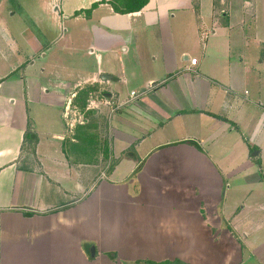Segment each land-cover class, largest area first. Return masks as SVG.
Segmentation results:
<instances>
[{
  "label": "crops",
  "instance_id": "0c3cea01",
  "mask_svg": "<svg viewBox=\"0 0 264 264\" xmlns=\"http://www.w3.org/2000/svg\"><path fill=\"white\" fill-rule=\"evenodd\" d=\"M5 1L0 264H264V0H46L20 27Z\"/></svg>",
  "mask_w": 264,
  "mask_h": 264
},
{
  "label": "rangeland",
  "instance_id": "374dc122",
  "mask_svg": "<svg viewBox=\"0 0 264 264\" xmlns=\"http://www.w3.org/2000/svg\"><path fill=\"white\" fill-rule=\"evenodd\" d=\"M46 4V0H6L5 1V8H9L11 9V11L16 12V17L13 19L17 20L15 23L17 25V27H20V24L18 23V20L21 19V17H23V21L24 24H26L27 22V17L31 16L33 17L34 23H36V18L37 19H41L44 17L43 13L41 14L40 12H44L41 8ZM4 8V9H5ZM41 9V10H40ZM37 16V17H36ZM47 16H49V14H47ZM45 19H46V15H45ZM29 22H27L28 24ZM22 25H24L23 23H21ZM30 27H32L29 24ZM33 28V27H32ZM60 34L64 35V32L62 31V29L60 30ZM238 38H236L237 40ZM237 48H240V46H238ZM253 52L252 51H248V54ZM261 84H264V80L263 77L261 78ZM245 90L250 94L251 96H256V95H260L261 97L264 96V91L263 90H256L255 87V83L253 82L252 78L250 79V81L247 82V86L245 87ZM244 90V91H245ZM255 91H257L255 93ZM241 94H243V91L240 92ZM102 93L100 91H98L97 93H92L90 95V101H94V102H99ZM260 104V103H259ZM264 104V103H263ZM261 110H264V105H259ZM98 106L95 105H91L90 103H88V108L87 110H93V111H98V108H96ZM86 110V107L83 110H79L77 112H71L69 111V114L67 116V119L70 121V125L69 129L73 128V125H76L81 127L83 126V123H86L84 118L86 117L88 120V124L86 126L87 131L89 130V127L92 126L90 129V131H88L87 133L89 135L87 136H83L81 135V133H76L78 132L76 130L75 132V137L79 140V143H81V145H83L84 143H90V147L92 149V151L94 153H97V151L100 150L101 151H107L108 156H107V161H100L101 165L98 168L97 172L98 175H100V173H107V171H109V169H111L113 167V162L116 161L114 159L115 155L113 154V150H114V144H113V139L111 138V136L109 135V125L107 123H105L104 125L101 124L100 126L97 125V129H94L93 123L91 121H93V119H96V114L91 115L90 113H88ZM107 119V118H106ZM251 123V122H249ZM81 125V126H80ZM78 128V127H77ZM88 145V144H87ZM86 145V146H87ZM80 147V146H79ZM95 150V151H94ZM129 150H127L128 152ZM130 151L128 153H120L117 156V160H119L120 158H124V157H130Z\"/></svg>",
  "mask_w": 264,
  "mask_h": 264
},
{
  "label": "trees",
  "instance_id": "16d2710c",
  "mask_svg": "<svg viewBox=\"0 0 264 264\" xmlns=\"http://www.w3.org/2000/svg\"><path fill=\"white\" fill-rule=\"evenodd\" d=\"M148 0H110V5L115 13L118 14H130L140 11L146 4ZM77 100H80L78 104L79 110H83L86 107L87 94L81 93ZM186 144L193 145L198 148V146L193 142H185ZM134 264H157L150 261H139ZM168 264V263H167Z\"/></svg>",
  "mask_w": 264,
  "mask_h": 264
},
{
  "label": "water",
  "instance_id": "95a60500",
  "mask_svg": "<svg viewBox=\"0 0 264 264\" xmlns=\"http://www.w3.org/2000/svg\"><path fill=\"white\" fill-rule=\"evenodd\" d=\"M104 77H105V76H104ZM104 77H103V78H104ZM103 78H102V80H104ZM90 252H91V256L94 257V255H95V249H94V247H91Z\"/></svg>",
  "mask_w": 264,
  "mask_h": 264
},
{
  "label": "built area",
  "instance_id": "2783aa9c",
  "mask_svg": "<svg viewBox=\"0 0 264 264\" xmlns=\"http://www.w3.org/2000/svg\"><path fill=\"white\" fill-rule=\"evenodd\" d=\"M196 62H197L196 59H192V60L190 61V64H191V65H195ZM131 95L134 96V93H132Z\"/></svg>",
  "mask_w": 264,
  "mask_h": 264
}]
</instances>
